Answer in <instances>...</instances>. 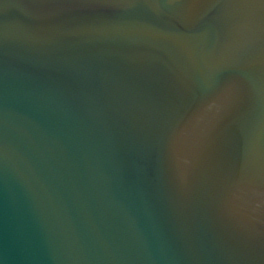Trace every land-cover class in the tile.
I'll use <instances>...</instances> for the list:
<instances>
[{
  "label": "water",
  "instance_id": "1",
  "mask_svg": "<svg viewBox=\"0 0 264 264\" xmlns=\"http://www.w3.org/2000/svg\"><path fill=\"white\" fill-rule=\"evenodd\" d=\"M0 264H264V3L0 0Z\"/></svg>",
  "mask_w": 264,
  "mask_h": 264
},
{
  "label": "snow or ice",
  "instance_id": "2",
  "mask_svg": "<svg viewBox=\"0 0 264 264\" xmlns=\"http://www.w3.org/2000/svg\"><path fill=\"white\" fill-rule=\"evenodd\" d=\"M261 3H264V0H260Z\"/></svg>",
  "mask_w": 264,
  "mask_h": 264
}]
</instances>
